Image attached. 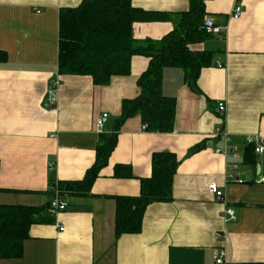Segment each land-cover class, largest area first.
<instances>
[{
    "label": "crops",
    "instance_id": "crops-1",
    "mask_svg": "<svg viewBox=\"0 0 264 264\" xmlns=\"http://www.w3.org/2000/svg\"><path fill=\"white\" fill-rule=\"evenodd\" d=\"M82 2L0 0V51L8 58L0 64V205L46 207L57 195L68 203L61 212L49 209L51 222L31 226L20 258L0 264H217L222 252L226 264L264 263V153L253 164L244 159L248 137L264 139V0L206 2L205 16L226 30L191 46L212 54L196 80H186L182 68H164L162 93L176 101L174 130L152 133L140 116L127 119L88 195L64 184L82 181L94 165L100 136L115 131L123 101L140 95L149 59L134 56L130 74L106 85L60 75V11ZM131 3L151 17L134 23L138 40L161 39L175 27L171 16L190 7L189 0ZM237 5L243 15L233 19ZM57 79L51 111L45 98ZM104 114L98 134L95 122ZM155 152L178 158L173 199L147 207L139 234L117 237L116 198L140 195ZM116 165L131 167L135 177L115 178ZM212 183L222 197L210 192ZM226 208L235 221L224 219Z\"/></svg>",
    "mask_w": 264,
    "mask_h": 264
},
{
    "label": "trees",
    "instance_id": "trees-1",
    "mask_svg": "<svg viewBox=\"0 0 264 264\" xmlns=\"http://www.w3.org/2000/svg\"><path fill=\"white\" fill-rule=\"evenodd\" d=\"M132 0H83L76 8L60 11L58 72L62 76H91L94 84L106 85L113 76H128L134 56L149 59L147 69L137 81L140 95L134 100H124L122 115L115 131L102 134L94 165L85 178L68 182V190L81 195L92 191L100 172L118 144V132L123 123L140 116L152 133H171L176 119V101L162 93L163 70L167 67L182 68L186 80H196L204 68L212 64V54L191 48L211 37L203 29L209 0H189L185 13L172 15L174 29L161 39L138 40L133 36L136 22L148 21L150 12L134 8ZM165 14V13H164ZM7 54L0 51V64L6 63ZM244 159L255 163V145L247 144ZM198 145L192 153L202 149ZM178 168V158L171 152L152 155V174L140 179V195L117 197L115 233L139 234L144 214L154 202H171L173 182ZM115 178H134L131 167L116 165ZM50 204L46 207L0 205V260L20 258L31 226L51 222ZM264 264V263H248Z\"/></svg>",
    "mask_w": 264,
    "mask_h": 264
},
{
    "label": "built area",
    "instance_id": "built-area-1",
    "mask_svg": "<svg viewBox=\"0 0 264 264\" xmlns=\"http://www.w3.org/2000/svg\"><path fill=\"white\" fill-rule=\"evenodd\" d=\"M243 15V9L240 5H237L232 12L233 19H239ZM202 29L211 36L223 37L226 28L218 26L212 17L205 16L203 20ZM61 86L60 80H51L48 92L45 98V107L48 110H54L57 101V93ZM218 109L220 112L224 113L226 111V104L223 102L218 103ZM108 118V114H104L102 117L98 118L95 122L96 132L98 134H102L105 129V122ZM247 142L249 144L255 145V153L260 155L264 153V139L261 137H248ZM220 153L221 151H217ZM229 179L231 181H237L235 176H230ZM210 192L216 197L220 198L223 196V191L220 189V186L217 183H212L209 187ZM68 203L64 200H61L59 195L55 196L50 202V209L53 213L64 211L67 208ZM224 219L226 221H235V211L231 208H226L224 211ZM60 231H64L65 227L61 226ZM222 237V235L218 234V238ZM217 264H226L225 262V253L219 254L216 259Z\"/></svg>",
    "mask_w": 264,
    "mask_h": 264
}]
</instances>
